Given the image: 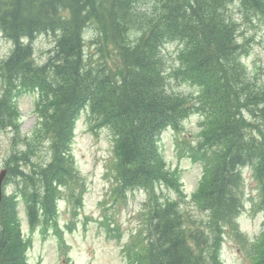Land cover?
Listing matches in <instances>:
<instances>
[{"label":"trees","instance_id":"trees-1","mask_svg":"<svg viewBox=\"0 0 264 264\" xmlns=\"http://www.w3.org/2000/svg\"><path fill=\"white\" fill-rule=\"evenodd\" d=\"M236 3L264 21V0H0V32L15 45L0 59V132L14 134L4 163L10 170L6 185L13 181L14 195L31 200L32 220L38 204L45 216L59 185L80 179L71 144L87 109L90 127L109 128L115 141L119 180L112 207L125 202L129 190L142 189L147 196L148 236L131 244L132 264H223L229 230L247 249L243 264H264V235L248 246L235 223L245 206V166L254 168L258 207L264 210V132L255 135L257 126L245 120V114L264 120V81L241 62L252 40L239 41ZM39 34L54 39L43 63L34 56ZM87 35L98 57L87 55ZM169 44L178 49L172 67L165 53ZM171 81L197 92L169 90ZM25 94L36 96L37 120L28 136L20 131L18 107ZM195 113L204 119L189 156L203 163V175L190 200L205 215L200 225L184 208L182 172L167 165L159 147L163 131L178 132ZM44 144L47 159L37 157ZM43 190L44 201L37 200ZM19 230L14 198L4 196L0 248L7 259L24 247Z\"/></svg>","mask_w":264,"mask_h":264},{"label":"rangeland","instance_id":"rangeland-1","mask_svg":"<svg viewBox=\"0 0 264 264\" xmlns=\"http://www.w3.org/2000/svg\"><path fill=\"white\" fill-rule=\"evenodd\" d=\"M147 6V5H146ZM145 6V7H146ZM235 18L241 20V11L234 8ZM242 23V20L240 21ZM244 24V25H243ZM244 35L255 37L250 57L246 63L255 73L264 76V24L256 22L255 25L242 23ZM12 44L2 39L0 41V58L7 57L12 49ZM90 47V45H89ZM96 47V46H95ZM35 57L39 62H44L49 57L53 48V38L41 35L34 43ZM87 53L93 56L94 49ZM169 65L172 67L177 59V47L168 45L165 49ZM174 90L180 93H194L197 90L189 85H173ZM36 96L34 94L24 95L19 99V108L22 114V131L30 134L36 124L34 114ZM257 126L256 134L264 132V120L256 116L249 117ZM248 122V118L245 119ZM256 120V121H255ZM199 117L189 119L181 133L167 132L161 140V147L165 159L171 168L177 166L183 170V182L186 193L194 190L201 174L200 165L192 163L188 156L187 147L197 140L199 128ZM249 123V122H248ZM179 138L180 143H177ZM185 142V144H184ZM77 165L86 179L87 192L84 197V207L77 217H73L71 210L63 205L61 207L62 225L74 221L76 231L65 236L70 250L63 248L57 238L43 240L37 235L34 237V246L29 253L30 262L36 264H127L122 256V246L128 237L142 226V216L139 215L142 203L145 199L143 194L130 197L127 207L123 208L118 218L121 231L125 234V241L117 242L108 236L106 222L114 210L110 209L109 190L111 186L112 172L109 160L113 154V143L107 131H100L95 135L88 128L85 116L78 122L76 139L72 147ZM10 152V137L7 134L1 136V158ZM247 179V200L255 197L254 186L251 182L249 170L245 171ZM10 188V187H9ZM192 213L197 211L188 206ZM253 208L247 204V210L240 219L241 230L250 239L257 238L263 229L262 217L253 214ZM68 258H70L68 260ZM225 264H240L242 256L236 249L234 243L229 242L223 251Z\"/></svg>","mask_w":264,"mask_h":264},{"label":"water","instance_id":"water-1","mask_svg":"<svg viewBox=\"0 0 264 264\" xmlns=\"http://www.w3.org/2000/svg\"><path fill=\"white\" fill-rule=\"evenodd\" d=\"M5 174H6V171H3L1 173V176H0V196H1V185H2V181H3L4 177H5Z\"/></svg>","mask_w":264,"mask_h":264},{"label":"bare ground","instance_id":"bare-ground-1","mask_svg":"<svg viewBox=\"0 0 264 264\" xmlns=\"http://www.w3.org/2000/svg\"><path fill=\"white\" fill-rule=\"evenodd\" d=\"M39 35H41V34H39ZM228 35H229V34H228ZM137 52H138V51H137ZM128 58H129V57H128ZM146 60H147V59H146ZM133 67H134V66H133ZM141 67H142V66H141ZM128 71H129V70H128ZM144 71H145V70H144ZM138 72H139V71H138ZM124 73H125V72H124ZM146 73H147V72H146ZM145 76H147V75H145ZM245 117L248 118V122H249V124H251V123H252V124H255V123H254L249 117L246 116V114H245ZM256 131H257V130H256ZM256 131H255V135L260 136V135L256 134Z\"/></svg>","mask_w":264,"mask_h":264}]
</instances>
